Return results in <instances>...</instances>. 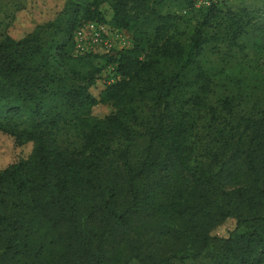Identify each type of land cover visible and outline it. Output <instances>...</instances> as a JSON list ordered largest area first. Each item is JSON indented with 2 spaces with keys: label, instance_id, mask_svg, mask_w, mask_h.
<instances>
[{
  "label": "trees",
  "instance_id": "16d2710c",
  "mask_svg": "<svg viewBox=\"0 0 264 264\" xmlns=\"http://www.w3.org/2000/svg\"><path fill=\"white\" fill-rule=\"evenodd\" d=\"M104 3L130 47L74 56L72 33L103 23ZM216 5L63 0L52 19L2 37L0 135L29 152L0 170V264H264V76L243 92L202 62L212 22L232 41L262 29ZM192 10L200 21L185 36L177 12ZM95 59L118 79L97 89ZM65 128L78 145H60Z\"/></svg>",
  "mask_w": 264,
  "mask_h": 264
},
{
  "label": "rangeland",
  "instance_id": "374dc122",
  "mask_svg": "<svg viewBox=\"0 0 264 264\" xmlns=\"http://www.w3.org/2000/svg\"><path fill=\"white\" fill-rule=\"evenodd\" d=\"M63 0H0V40L7 34L14 39H17L24 34L30 32L37 24L50 20L60 10ZM217 9L221 13L226 11L234 15L241 16L243 12L247 13V17H242L240 25L249 28L248 24H254L261 27L262 35L252 33L251 30L248 37H240L236 41H232L229 37L231 29H228L222 24L212 22L208 28L209 34H213L211 45L205 49L202 62L206 67L211 69H222L232 80H237L242 86L243 92L250 91L251 83H256V80L264 76V0H214ZM100 15L112 34H115L113 46L108 52H99L95 55H112L118 50L127 49L131 42L127 33L112 27L108 20L111 16V11L108 4H102L99 7ZM183 15L180 24V31L185 33V36L190 33L197 23L200 21V16L192 11L177 12ZM101 23V22H99ZM254 41L257 45H253ZM72 54L75 56L72 48ZM87 55V54H86ZM100 59L92 61L96 67H101L98 74L100 85L112 83L115 80L112 65H104ZM222 81V80H221ZM229 91H234L230 85H226ZM260 88L256 90L258 93ZM99 115L104 114V111H98ZM208 128L204 122L199 120L196 138L203 142L208 141ZM57 139L61 146L73 147L79 144V138L73 131L68 128L62 129L59 132ZM28 147H13L11 140L5 135H0V170L9 163L15 161L20 155L25 158L28 155ZM196 159H204L201 151H197ZM234 226L232 220H226L222 224L216 226L211 235L223 237ZM175 264H213L208 258H201L192 261L176 262Z\"/></svg>",
  "mask_w": 264,
  "mask_h": 264
},
{
  "label": "built area",
  "instance_id": "2783aa9c",
  "mask_svg": "<svg viewBox=\"0 0 264 264\" xmlns=\"http://www.w3.org/2000/svg\"><path fill=\"white\" fill-rule=\"evenodd\" d=\"M192 1L194 7L208 6L214 2V0ZM116 33L112 34L102 23L96 21L84 22L72 33L73 52L75 56L108 52L113 46L114 37H117ZM116 79H118L117 75H115Z\"/></svg>",
  "mask_w": 264,
  "mask_h": 264
}]
</instances>
